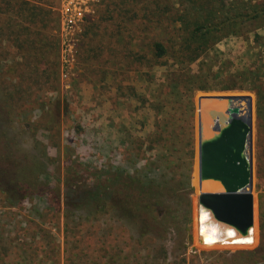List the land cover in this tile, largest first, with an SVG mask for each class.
<instances>
[{
  "label": "rangeland",
  "instance_id": "obj_1",
  "mask_svg": "<svg viewBox=\"0 0 264 264\" xmlns=\"http://www.w3.org/2000/svg\"><path fill=\"white\" fill-rule=\"evenodd\" d=\"M14 1L8 0L9 10L0 11V168L12 167L11 161L3 160L12 154L15 164L29 162L37 164L40 173L46 170L40 179L48 187L47 193L14 205L0 191V264H27L31 248L37 262L45 257L42 251L50 248L55 250L57 264H65L67 192L76 186L104 184L106 172L114 167L142 172L144 179L154 174L160 184L166 173V180L177 191L170 199L175 211L162 218L158 241H137V232L107 214H94L95 220L84 221L80 227L75 223L87 236L92 233L94 240L79 245L89 252V259L74 264H241L243 258L236 253L256 249L261 240L264 26L246 22L235 36L215 34L204 41L209 48L195 62L170 61L151 70L144 67L150 53L140 32L146 14L143 6L152 8L154 0H99L94 13L71 36L75 62L63 68L61 0L31 1L48 15L34 18L29 6H17ZM157 1L166 5L170 0ZM6 2L2 0L3 8ZM175 9L181 8L176 4ZM158 26L145 33L149 40L186 38L183 30L168 35ZM203 94L253 98L258 236L257 244L255 240L250 247L199 242L195 100ZM156 104H167L172 120L182 125L172 139L176 144L163 149L148 139L155 130L152 107ZM181 104H192L193 157L191 146L185 147L190 129L183 124L189 114ZM46 236L51 237L49 247L43 240ZM52 258L54 253L46 264H53Z\"/></svg>",
  "mask_w": 264,
  "mask_h": 264
},
{
  "label": "trees",
  "instance_id": "obj_2",
  "mask_svg": "<svg viewBox=\"0 0 264 264\" xmlns=\"http://www.w3.org/2000/svg\"><path fill=\"white\" fill-rule=\"evenodd\" d=\"M6 1L7 8H3L1 5L2 0H0V11L10 9V4L8 0ZM31 1L36 0H15L14 2L17 6L19 4H24L25 7L29 6L32 18L43 14V10L36 4L31 3ZM170 1L165 5L163 2L154 0L155 3L152 8L149 5L143 6L146 14L143 16L142 25L144 28L140 34L143 35L142 40H145L144 47L150 53L145 58L144 67L146 69L152 70L153 68L163 67L170 61L182 64L195 62L209 48V45L204 42L208 37H213L215 34H223L224 37L226 35L235 36L238 34L239 28L243 27L246 22H255L261 27L264 26V0L255 4L243 0ZM176 4L181 9L176 10ZM20 9H16V13ZM43 15L48 17L46 13ZM153 26H158L160 29L165 30L168 35L183 30L186 38L178 42H172V38H168L167 41L149 40L145 33L148 34ZM202 37L204 39L200 42ZM190 105L192 104H181L184 112L189 114V117L184 118L186 120H184L183 126L186 124L190 129L189 139L185 147L191 146L190 156L193 157V114ZM166 107L167 104H156L152 107L156 117L155 130L148 138L156 147L161 149L168 147L170 144L175 145L176 141L172 142L174 133H176L177 129L182 130V125H178L176 121L172 120L174 116L171 115V111H168ZM14 159L12 154L4 156L3 160L11 161L13 165L12 167H4V171L0 168V191L7 196L8 201L14 205L31 198L34 194L47 193L48 186L45 184V180L42 181L40 179L42 175H47L46 170L40 173L37 164L29 162L25 164L24 162L23 166L20 163L15 164ZM169 168L170 163L165 170ZM152 172L154 171L152 170ZM106 173V182L104 184L84 185L82 188L76 186L73 190L67 192L65 264H74L75 260L89 259V252L80 249L79 245L93 241V235L88 233L87 236L78 227L84 221L95 220L94 214H107L117 220L118 224L123 223L129 226L131 231L134 230L138 233L137 241L142 239L158 241L162 236V234L159 235L162 218L171 216L175 211L170 199L176 197L177 191L168 183L169 177L166 173L162 174L164 181L162 184L158 183V179L154 174L144 176V179L142 172H127L115 167L110 168L109 172ZM95 178L99 180V176H95ZM179 196L181 197L182 194L179 193ZM72 197H75L76 201L72 200ZM259 210L260 244L254 250L236 253V255L243 258L241 264H264V196L260 199ZM255 215L257 216L256 200ZM77 222L78 227H74ZM43 240L44 242L47 241V247L52 244L50 242L51 237H43ZM31 249L34 251V248ZM49 250L47 252L42 251L45 257L38 260V262L36 260L37 255H32L33 252L31 251L30 255L26 257L27 264H46V261L50 260L49 258L53 253L55 257L52 258L53 264H57L58 257H56L55 250L50 248ZM76 251L78 252L75 253ZM21 252L22 254L26 253L24 248H21Z\"/></svg>",
  "mask_w": 264,
  "mask_h": 264
},
{
  "label": "water",
  "instance_id": "obj_3",
  "mask_svg": "<svg viewBox=\"0 0 264 264\" xmlns=\"http://www.w3.org/2000/svg\"><path fill=\"white\" fill-rule=\"evenodd\" d=\"M198 206L247 237L254 226L253 98L203 94L195 100ZM207 187L218 191L211 193Z\"/></svg>",
  "mask_w": 264,
  "mask_h": 264
},
{
  "label": "built area",
  "instance_id": "obj_4",
  "mask_svg": "<svg viewBox=\"0 0 264 264\" xmlns=\"http://www.w3.org/2000/svg\"><path fill=\"white\" fill-rule=\"evenodd\" d=\"M99 0H61L59 14L61 18V51L62 67L68 68L75 62L76 50L73 33L86 17L94 13V6ZM63 75L66 70H63ZM67 75V74H66Z\"/></svg>",
  "mask_w": 264,
  "mask_h": 264
},
{
  "label": "bare ground",
  "instance_id": "obj_5",
  "mask_svg": "<svg viewBox=\"0 0 264 264\" xmlns=\"http://www.w3.org/2000/svg\"><path fill=\"white\" fill-rule=\"evenodd\" d=\"M198 230L199 242L203 246H221L230 248L253 246L258 234V222L255 215V198L254 226L250 230L249 236H237L233 229L213 221L209 213L202 208H199L198 210Z\"/></svg>",
  "mask_w": 264,
  "mask_h": 264
}]
</instances>
